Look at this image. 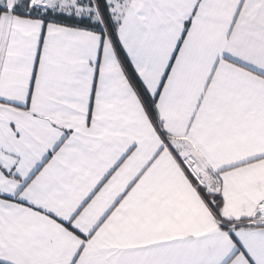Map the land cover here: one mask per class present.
Wrapping results in <instances>:
<instances>
[{
  "label": "snow or ice",
  "instance_id": "1",
  "mask_svg": "<svg viewBox=\"0 0 264 264\" xmlns=\"http://www.w3.org/2000/svg\"><path fill=\"white\" fill-rule=\"evenodd\" d=\"M0 264H264V0H0Z\"/></svg>",
  "mask_w": 264,
  "mask_h": 264
}]
</instances>
